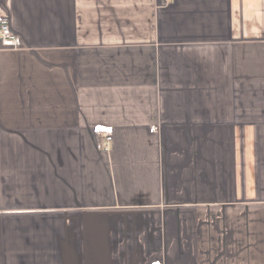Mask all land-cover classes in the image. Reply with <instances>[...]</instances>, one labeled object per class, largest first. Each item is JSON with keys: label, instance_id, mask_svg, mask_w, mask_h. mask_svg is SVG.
<instances>
[{"label": "crops", "instance_id": "1", "mask_svg": "<svg viewBox=\"0 0 264 264\" xmlns=\"http://www.w3.org/2000/svg\"><path fill=\"white\" fill-rule=\"evenodd\" d=\"M1 20L0 264H264V0Z\"/></svg>", "mask_w": 264, "mask_h": 264}, {"label": "built area", "instance_id": "2", "mask_svg": "<svg viewBox=\"0 0 264 264\" xmlns=\"http://www.w3.org/2000/svg\"><path fill=\"white\" fill-rule=\"evenodd\" d=\"M0 44L4 48H19L21 40L15 36L5 20L0 21Z\"/></svg>", "mask_w": 264, "mask_h": 264}, {"label": "trees", "instance_id": "3", "mask_svg": "<svg viewBox=\"0 0 264 264\" xmlns=\"http://www.w3.org/2000/svg\"><path fill=\"white\" fill-rule=\"evenodd\" d=\"M101 134L100 131L98 132V135Z\"/></svg>", "mask_w": 264, "mask_h": 264}]
</instances>
